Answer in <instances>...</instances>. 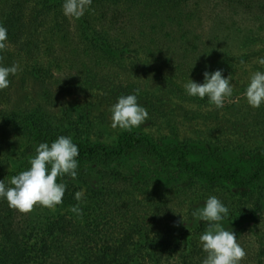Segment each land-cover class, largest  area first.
Here are the masks:
<instances>
[{"label":"trees","instance_id":"1","mask_svg":"<svg viewBox=\"0 0 264 264\" xmlns=\"http://www.w3.org/2000/svg\"><path fill=\"white\" fill-rule=\"evenodd\" d=\"M209 2L213 9L211 25L199 31L192 27V21L202 9L199 0H93V10L81 19H75V23L64 16L63 0H8L0 15V24L8 30L7 49L0 53L3 64H18L25 59L33 62L34 73L54 78L56 82L61 80L71 89L88 93L92 86L94 92L89 94L104 95L97 93L105 92L103 88L106 93L115 94L106 84L107 73L124 64L127 48L132 47L136 52L141 50L142 65L149 67L158 83L153 86L146 83L144 89L132 83L128 90L131 94L139 89V102L144 101L150 121L160 120L157 123L161 124L159 129L163 133L155 138L142 131L123 130L118 136V144L112 147L84 137L96 129L94 122L89 124L84 120L86 126L82 128L78 123H71L73 127L58 126L43 114L42 107L13 108L4 112L7 122L42 142L50 143L59 135L74 136L79 148V166L95 160L107 163L135 153L156 156L161 162L175 159L179 175L191 178L193 187L216 188L229 181L239 187H248V196L254 198L253 205L261 215L264 214L262 197H256L250 188L264 177V147L260 148L262 160L250 175L243 172L241 157L227 161L226 151L238 149L230 147L234 142L230 137L226 138L229 134L226 126L217 129L216 147L207 132L199 133L188 124L180 126L178 119L173 117L171 104L175 102L185 112L187 120L211 106L207 98L201 100L185 93L183 84L190 78L203 83L205 71L221 69L224 76H232L235 91L241 77L250 73L248 66L255 63L256 55L264 50V0H222L231 13L241 6L242 13L248 15V24L243 30L237 28V22H228L227 26L223 16L217 13L215 0ZM235 15L232 13L231 19ZM72 34L81 48L69 56L68 61H80V67L76 73L69 71L55 76L50 73L53 65L59 70L61 66L55 61L44 65V60L58 56L54 52L55 40L64 41ZM228 41L237 47L231 49ZM60 58L58 62L65 59L64 56ZM16 75L10 77L7 89L0 90V105L6 102L8 92L13 89ZM247 113L244 117L252 118L250 123L264 124V106L257 111L251 107ZM164 169L162 167L160 172ZM117 175L122 177L121 173ZM123 178L129 180L131 186L135 177L126 175ZM94 193L100 199L104 195ZM100 199L98 202L102 200L104 208L100 211L99 207L87 228L67 214L58 215L43 228H38L27 222V213L10 208L7 201L0 200V264H78L72 250H83L87 254L79 264H112L104 262L102 257L94 258L90 253L91 243L98 241L93 234L95 226L110 223L116 215V208L107 207L106 200ZM115 201L113 205H116ZM62 243L66 247L61 248ZM132 255L129 249L121 248L115 251L114 259L124 264ZM171 259L175 261L173 253Z\"/></svg>","mask_w":264,"mask_h":264},{"label":"rangeland","instance_id":"2","mask_svg":"<svg viewBox=\"0 0 264 264\" xmlns=\"http://www.w3.org/2000/svg\"><path fill=\"white\" fill-rule=\"evenodd\" d=\"M7 2L8 0H0V15ZM199 2L202 9L192 21V27L203 31L211 25L213 9L209 0H199ZM221 2L222 0H215L218 4L216 9L217 13L223 16L222 19L226 21L227 26L228 22H237V28L243 30L248 24V15L242 13V7L239 6L238 11L232 12L236 15L231 19L232 13L223 2L219 5ZM71 21L75 23V19ZM72 30L74 28L70 31ZM55 41L54 52L58 56L49 57L52 61L48 57L45 58L44 65L53 61L60 65V70L53 65L50 71L55 76L69 71L76 73L81 62L68 61V57L81 48V45L74 40V34L64 41L61 39ZM228 44L231 49L237 47L231 41H228ZM126 52L123 58L124 64L107 73L109 77H106V84L115 94L106 93L104 88L105 92H97L104 95L89 94L94 92L92 86L88 93L71 89L64 86L61 80L56 82L54 78L50 79L49 76L34 73L33 62H27L25 59L18 61L21 70L16 75L13 89L6 96V102L0 105V180L8 181L16 173L27 169L29 157L35 154L34 147L42 142L7 122L4 112L13 108L42 107L43 114H47L56 125L65 128L73 127L71 123H78L82 128L86 126L84 120L89 124L94 122L96 129L84 135L85 138L112 147L118 144V136L123 130L111 127L110 107L119 96L130 94L128 90L130 84L136 83L140 89H144L146 83L151 86L158 83L156 76L149 71V67L142 65L144 61L141 50L136 52L129 47ZM59 56H64L65 59L58 62L57 59H61ZM261 57H264V50L256 55L255 63L248 66V70L251 68L250 73L243 75L237 82L233 96L226 100L222 109H216L211 105L210 108L206 107L200 114L193 116L191 120H187L185 112L178 103L171 104L173 117L178 119L177 123L180 126L188 124L199 133L207 132L214 144L219 132L218 127L226 126L229 133L226 138L230 137L235 143H231L230 147L238 149L233 152L231 149L226 151L227 161L241 157L240 166L243 172L250 175L258 167V161L262 160L260 148L264 147V124L250 123L252 118L244 117V113L248 114L251 107L247 104L243 93L251 74L256 70L264 71L257 62ZM88 64L90 65L91 62L88 61ZM125 88L127 91H124ZM140 103L145 106L144 101ZM159 121L148 120L133 130L159 138L163 133V130L159 129L161 125L157 123ZM88 130L86 128V131ZM182 136L185 137V132ZM215 146L217 147L216 144ZM154 157L135 153L107 163L97 160L83 163L79 166L77 179L73 180L67 176L64 178L67 190L63 203L51 209L34 206L33 210L27 213V222L43 228L58 215L67 214L87 228V223L91 222L89 220L97 214L99 207L100 211L104 208L101 200L104 198L107 207L116 208V215L110 223L95 226L96 231L93 234H96L98 241L91 243L90 249L94 258L102 257L104 262L119 264L114 259V253L118 249L127 248L133 255L128 262L123 261L124 264H202L206 253L202 251L198 237L206 230L207 224L194 220L191 213L195 208L202 207L207 197L215 195L230 209V216L224 222L225 226L236 233L239 243L247 252L241 264H264V214L261 215L253 205L254 198L248 196L250 195L248 187H239L231 181L226 185H217L216 188L193 187L191 178L179 175L175 159L170 158L166 162H161L156 156ZM162 167L165 169L160 172ZM117 173H121L122 177ZM126 175L135 177L131 186L128 185L129 180L123 178ZM250 188L256 197L260 196L264 201V177ZM77 191L84 194L83 200L79 202L82 208L80 215L71 211V208L78 204L74 199ZM95 191L104 194L101 195V199L96 197ZM99 199L101 202H98ZM114 201L116 205H113ZM63 243L60 244L61 248L66 247ZM71 252L78 264L87 255L83 250ZM172 253L175 261L171 259Z\"/></svg>","mask_w":264,"mask_h":264},{"label":"clouds","instance_id":"3","mask_svg":"<svg viewBox=\"0 0 264 264\" xmlns=\"http://www.w3.org/2000/svg\"><path fill=\"white\" fill-rule=\"evenodd\" d=\"M93 0H63L62 11L65 17L79 20L92 11ZM8 30L0 24V53L7 49ZM0 55V90L10 86V77L15 76L18 64L5 65ZM243 63V61H241ZM258 64L264 68V57L258 58ZM204 82L198 83L190 78L183 84L185 93L201 100L207 98L210 105L222 109L226 100L233 96L232 76H224L223 70L204 72ZM247 104L260 109L264 106V71H254L243 93ZM111 127L124 131L139 128L150 119L147 108L139 102V89L131 94L121 95L110 107ZM35 154L28 159L29 167L10 180H0V200L7 201L10 208L28 213L34 206L54 208L63 203L67 190L64 178H78L79 148L73 138L59 135L50 143L41 142L34 147ZM83 192L77 191L74 199L78 204L71 208L77 215L82 214L79 202ZM194 220L205 222L206 230L198 237L199 245L206 257L202 264H241L246 257L245 248L239 243L236 233L225 226L230 216L229 207L217 196L207 197L202 207L195 208ZM184 220V219H183Z\"/></svg>","mask_w":264,"mask_h":264}]
</instances>
